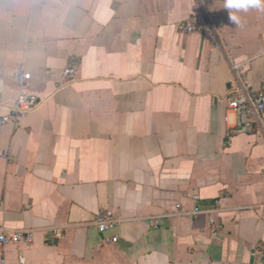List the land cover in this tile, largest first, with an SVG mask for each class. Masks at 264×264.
Returning a JSON list of instances; mask_svg holds the SVG:
<instances>
[{
  "label": "crops",
  "instance_id": "1",
  "mask_svg": "<svg viewBox=\"0 0 264 264\" xmlns=\"http://www.w3.org/2000/svg\"><path fill=\"white\" fill-rule=\"evenodd\" d=\"M207 14L218 47L178 29ZM237 15L224 0H0V116L21 65L40 100L0 132V234L31 236L0 243V264H259L264 128L238 134L227 98L264 92V11ZM103 211L122 221L105 234Z\"/></svg>",
  "mask_w": 264,
  "mask_h": 264
},
{
  "label": "built area",
  "instance_id": "2",
  "mask_svg": "<svg viewBox=\"0 0 264 264\" xmlns=\"http://www.w3.org/2000/svg\"><path fill=\"white\" fill-rule=\"evenodd\" d=\"M224 26L222 20L216 15L207 14L203 19L198 17H190L187 21L179 25L178 29L182 33H204L211 42L218 47V33ZM76 68L74 66L67 67L63 72V78L66 82L75 78ZM14 79L20 88L19 96L15 104L11 107L8 114L0 116V132L9 125L20 121L25 115L34 111L40 104V100L33 94L27 92V87L32 81L33 76L27 69L26 65H21L16 73ZM229 110L237 115L236 132L238 134H250L254 131V126L260 125L264 128V92L251 91L247 83H242L238 86L232 94L227 98ZM5 153L0 151V157H5ZM203 212L196 209L193 213L198 216ZM122 223L117 216L111 211H103L95 216L94 225L101 234L116 228ZM212 232H217L222 226L210 219ZM21 239L30 240L31 236L24 237L22 234H0V243L7 244L17 242ZM118 236L113 237L108 242L117 243ZM260 260L259 264H264V246L258 254Z\"/></svg>",
  "mask_w": 264,
  "mask_h": 264
},
{
  "label": "clouds",
  "instance_id": "3",
  "mask_svg": "<svg viewBox=\"0 0 264 264\" xmlns=\"http://www.w3.org/2000/svg\"><path fill=\"white\" fill-rule=\"evenodd\" d=\"M224 9L228 11L230 22L239 25L240 17L237 13L249 9L264 11V0H224Z\"/></svg>",
  "mask_w": 264,
  "mask_h": 264
}]
</instances>
